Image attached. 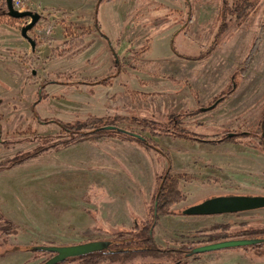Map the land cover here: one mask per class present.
<instances>
[{
	"label": "rangeland",
	"instance_id": "374dc122",
	"mask_svg": "<svg viewBox=\"0 0 264 264\" xmlns=\"http://www.w3.org/2000/svg\"><path fill=\"white\" fill-rule=\"evenodd\" d=\"M98 1L32 0L30 10L42 16L29 32L36 42L35 49L21 33L30 19H5L0 24L15 32L10 40H0V163L33 149L36 144L29 138L60 131L58 125L42 124L32 111L44 81L100 80L119 69V76L111 84L94 86L93 91L81 84L49 85V98L37 106V113L43 118L75 123L91 115L116 113L164 120L170 114L197 110L196 115L184 118L183 124L210 142L153 137L169 152L172 175L180 178L188 198L175 210L181 212L190 204L218 195L264 196V154L242 145L211 142L219 138L218 129L259 130L264 112V0H254L243 16L232 17L220 47L209 60L200 62L175 56L172 41L183 55L196 56L206 50L217 30L218 0H190L193 20L188 26L184 25L190 12L186 0L103 3L98 21L116 53L96 29ZM67 27L72 34L67 33ZM258 36L261 41L257 52L246 76L238 79V89L209 109L229 87ZM70 40H83L81 53L56 57L54 50L64 48ZM168 78L182 85H175ZM185 82L197 92L198 99L183 85ZM162 165L154 150L116 138H99L46 152L0 172V180L13 175L10 182L15 184L34 182L46 187L42 195L34 196L37 191H28L24 197L29 203L27 213L13 211L19 220L18 235L6 238L8 245L0 244V264H42L49 259L33 251L12 250L14 247L109 240L111 233L141 224L146 217L145 203L153 194L156 172ZM138 172L152 185L144 204L110 195L108 190L115 186L123 189L132 186V181L137 183L134 173ZM55 179L66 188L71 182L77 191L73 195L77 201L82 200V205L58 206L49 190ZM88 209L96 213L98 224L86 212ZM225 229L264 235V209L218 216H160L156 241L164 247L197 245L221 240L220 231ZM0 242H4L1 235ZM187 262L264 264V260H251L243 250L198 255Z\"/></svg>",
	"mask_w": 264,
	"mask_h": 264
},
{
	"label": "trees",
	"instance_id": "16d2710c",
	"mask_svg": "<svg viewBox=\"0 0 264 264\" xmlns=\"http://www.w3.org/2000/svg\"><path fill=\"white\" fill-rule=\"evenodd\" d=\"M111 0H99L95 6V25L98 32L102 34L105 40L110 44L109 38L103 33L100 23L98 21L99 6L103 3H110ZM254 0H218L217 8V30L206 50L201 51L196 56H187L179 53L172 41V49L174 55L185 61H206L209 60L214 52L220 47L225 32L230 24L232 17L243 16L248 8L253 4ZM189 8V14L184 22V25H190L193 20L191 12L190 0H186ZM5 19L10 21H19L21 19L11 18L8 14L6 0L0 1V24L5 22ZM263 31H261L260 35ZM67 33L72 34V30L67 27ZM187 32L185 31L184 34ZM178 34V32H177ZM176 34V35H177ZM176 37V36H175ZM261 36L255 40L250 54L244 62L243 66L236 70L232 76L229 87L218 97L215 101H224L229 98L239 87L238 79H243L250 67V64L257 52ZM64 48H57L54 50L56 57L63 58L71 53H81L80 48L85 45L83 40H70L65 42ZM111 46V44H110ZM113 53H116L111 46ZM117 57V56H116ZM118 61V60H117ZM116 61V62H117ZM120 74V70L104 77L100 80L84 79L78 82H60L53 80H46L40 86L39 99L33 105V113L37 120L42 124H55L60 127V131L53 135L35 136L29 138L28 141L34 142L36 145L33 149L20 152L15 156L8 158L0 163V172L11 170L19 165H22L32 159H35L42 154L49 151H60L71 145L95 140L99 138H116L125 142L139 144L144 148L154 150L157 153L159 162L163 163L160 170L156 172L155 184L151 200L146 201V217L132 228L123 227L120 230L111 233L110 240L114 241L111 250L106 253H96L88 256L77 257L67 260L61 264H162L173 261L171 264H188L186 257L189 250L192 249L193 243H185L177 247H164L159 245L156 241V226L160 216H178L180 212L175 210V207L185 202L188 198L182 190L181 180L172 175V162L168 151L164 150L157 144L153 137L163 138L167 137L172 140H183L188 142L206 143L210 142L205 136L189 131L183 124V119L188 116L197 114V110H186L185 112L170 114L164 120L155 118H144L136 115L113 114L104 117L91 115L85 120L77 122L65 123L57 118H43L36 111L37 106L49 98L47 87L52 84H81L88 85L90 90L92 87L109 84L114 81ZM175 85H182V82L168 78ZM189 87L193 95L198 99V94L192 89L188 82L183 84ZM117 127L124 131L107 130L106 127ZM139 129L142 132L150 133L152 137L142 135L137 132ZM218 134L217 140H211L214 143H229L242 145L247 148L255 149L264 154V112L259 120V130L254 131H240V130H216ZM137 134L142 138L135 136ZM12 141H7L11 143ZM88 197V196H87ZM86 197L87 201H90ZM157 203V204H156ZM86 212L93 217L98 224V218L95 212L86 210ZM136 220V219H135ZM100 230L98 226L95 228ZM250 237L257 236L260 232H246ZM245 232H231L228 230L220 231L221 240L245 237ZM0 235L6 238L18 235V226L5 215L0 216ZM6 242V241H5ZM15 250L19 247H14ZM14 250V249H12ZM243 250L251 260H264V244L254 247H247L243 249H235L233 251ZM220 252V251H219ZM215 253V252H214ZM218 253V252H217ZM40 257L51 258L53 254L47 252H36ZM148 259V260H147Z\"/></svg>",
	"mask_w": 264,
	"mask_h": 264
},
{
	"label": "water",
	"instance_id": "95a60500",
	"mask_svg": "<svg viewBox=\"0 0 264 264\" xmlns=\"http://www.w3.org/2000/svg\"><path fill=\"white\" fill-rule=\"evenodd\" d=\"M8 14L11 18L15 19H31L22 28V36L32 45L35 49L36 42L29 36V32L41 20V15L37 12L28 10L19 12L14 9L12 0H6ZM220 101H217L209 109L214 108ZM107 130L124 131L117 127H106ZM142 138L141 136L134 134ZM157 204V203H156ZM264 209V196H247V195H218L201 200L197 203L190 204L181 210V215L195 217V216H218L226 214H240L244 212H251ZM114 241L112 240H95L72 245H30L19 246L20 251H33V252H47L53 254L51 258L42 264H61L69 259L88 256L96 253H106L111 250ZM264 244V235L237 237L225 240H218L213 242L199 243L193 245L190 252L186 257L198 256L203 254H210L219 251L243 249L247 247H254ZM6 253H4L5 255ZM2 254L0 255V257Z\"/></svg>",
	"mask_w": 264,
	"mask_h": 264
},
{
	"label": "crops",
	"instance_id": "0c3cea01",
	"mask_svg": "<svg viewBox=\"0 0 264 264\" xmlns=\"http://www.w3.org/2000/svg\"><path fill=\"white\" fill-rule=\"evenodd\" d=\"M2 29L6 30V32ZM13 33L15 32H13L12 28H9L7 26L0 27V40H8L9 37H12ZM134 174L137 179V183L132 181L134 183L132 186L128 185L123 189L116 188L115 186V188L108 190L110 195H122L132 201L138 200L140 202H143L144 204L145 198L146 196H148L149 191L152 192V185L149 184V182L147 183V181L142 178L140 172H138L137 175L136 173ZM5 177L2 178L3 180H0V192H2L0 193V196L2 197L0 198V214L3 213L8 219H10L16 224L19 222V220L16 218L17 216L13 211L15 210L20 213L28 212L29 203H25L26 201L24 200V197L27 196L28 191L30 189L34 190L33 192L37 191L38 193L33 194L34 196L38 195L39 193L40 195H42L46 187H39L38 184L34 182H29L27 184L23 182L21 185L19 183L15 184L13 182H10V180H12L11 178L13 177V175L7 178ZM69 180L71 179L69 178ZM139 181L141 183H139ZM68 184L72 186L71 182H69ZM71 186H67L66 188L64 187V185L60 184V180L59 182L56 179L53 181V186L49 190H52L53 197H55L58 206L71 207L74 204L79 207L82 205V200L77 201V198H75V195H73L74 192H77L76 189ZM72 200H74L75 202L73 203ZM2 207L5 209H2ZM31 212L33 211L31 210Z\"/></svg>",
	"mask_w": 264,
	"mask_h": 264
},
{
	"label": "built area",
	"instance_id": "2783aa9c",
	"mask_svg": "<svg viewBox=\"0 0 264 264\" xmlns=\"http://www.w3.org/2000/svg\"><path fill=\"white\" fill-rule=\"evenodd\" d=\"M14 9L19 12H25L30 10V4L32 0H12Z\"/></svg>",
	"mask_w": 264,
	"mask_h": 264
},
{
	"label": "flooded vegetation",
	"instance_id": "af4514ba",
	"mask_svg": "<svg viewBox=\"0 0 264 264\" xmlns=\"http://www.w3.org/2000/svg\"><path fill=\"white\" fill-rule=\"evenodd\" d=\"M29 19V18H28ZM31 20V19H30ZM30 23H31V21H30ZM32 46V45H31ZM35 48H36V46H35ZM243 236H249V234L247 233V234H244ZM8 242H0V244L2 245V244H7ZM8 245V244H7ZM14 250H15V248H14ZM189 252H190V250H189ZM188 252V253H189ZM52 257V256H51ZM193 257H196V256H192L191 258H193ZM189 258V257H188Z\"/></svg>",
	"mask_w": 264,
	"mask_h": 264
}]
</instances>
